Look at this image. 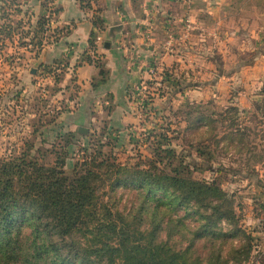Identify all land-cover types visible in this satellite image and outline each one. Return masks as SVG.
<instances>
[{
    "label": "rangeland",
    "instance_id": "rangeland-1",
    "mask_svg": "<svg viewBox=\"0 0 264 264\" xmlns=\"http://www.w3.org/2000/svg\"><path fill=\"white\" fill-rule=\"evenodd\" d=\"M13 3L0 0V159L47 166L61 162L71 176L87 155L97 162L215 181L233 201L242 230L233 244L244 246L245 236L252 239L250 256L241 264H264V79L246 100L239 80L228 87L218 83L221 75L238 71L240 62L256 64L264 57V19H258V39L248 34L246 25L243 34L234 37L229 20L232 32L220 51L207 41L210 65L198 60L199 52L194 51L178 66H147L144 77L129 90L130 121L125 123L119 117L111 120L109 107L99 108L95 116L93 99L84 106L72 68L66 71L62 63L37 65L46 24L41 20L33 29L25 19H16L19 9ZM254 10L262 12L264 7L256 4ZM247 70L242 68L240 80L248 76ZM85 114L93 120H86ZM78 116L81 121L69 130ZM102 200L127 212L142 198L121 186L114 193L105 189ZM219 227L230 230L224 223Z\"/></svg>",
    "mask_w": 264,
    "mask_h": 264
},
{
    "label": "trees",
    "instance_id": "trees-1",
    "mask_svg": "<svg viewBox=\"0 0 264 264\" xmlns=\"http://www.w3.org/2000/svg\"><path fill=\"white\" fill-rule=\"evenodd\" d=\"M121 186L142 198L127 212L102 200ZM237 224L215 181L87 155L71 176L61 162L0 159V264H241L252 239L235 246Z\"/></svg>",
    "mask_w": 264,
    "mask_h": 264
},
{
    "label": "crops",
    "instance_id": "crops-1",
    "mask_svg": "<svg viewBox=\"0 0 264 264\" xmlns=\"http://www.w3.org/2000/svg\"><path fill=\"white\" fill-rule=\"evenodd\" d=\"M192 1L189 10L192 28L183 40H172V53L166 51L167 36L180 30L186 14L179 0H14L13 7L19 9L16 19H25L33 29L50 10L52 19L38 44L41 51L37 65L62 63L66 71L72 68L76 85L83 92V103L86 100L84 106L89 107L93 99L95 116L99 115V108L109 107L111 120L119 117L120 122L129 123L130 116L126 112L130 107L129 90L144 77L142 73L147 66L153 62L178 66L188 52L194 51L199 52L198 60L210 65L207 41H212L220 51L219 45L227 41L232 32L227 24L231 19L234 37L243 34L241 29H246L245 25L248 34L255 39L262 33L258 30V19H264V10H254V5L264 7V0ZM246 6L250 9L246 10ZM182 52L184 56H178L177 53ZM97 56L99 68L95 66ZM259 62L260 68L256 67ZM254 63L240 62L238 71L221 75L218 83L228 87L239 80L246 88L241 97L243 100L251 98L255 87L262 85L264 79V57ZM242 68H248L249 74L240 80ZM91 116L85 114L84 118L92 121ZM80 121L81 116L74 118L69 130L76 128ZM257 220L254 219L258 223Z\"/></svg>",
    "mask_w": 264,
    "mask_h": 264
},
{
    "label": "built area",
    "instance_id": "built-area-1",
    "mask_svg": "<svg viewBox=\"0 0 264 264\" xmlns=\"http://www.w3.org/2000/svg\"><path fill=\"white\" fill-rule=\"evenodd\" d=\"M179 2L183 6L184 10L186 11V14L184 15L185 17L182 20V26H181L180 30L178 31L179 35L177 34V32H176V34H174V33L168 34L167 38L169 39V41H168V43L166 45L168 47V48L166 47V51L167 52H172V46H173L172 45V40H175V39L183 40V37H185L189 33L191 28H192V24H191V21H190V18H189L190 17L189 16V10H190V6L192 4V0H179ZM51 19H52V13L49 10L43 16V21L46 24V26L44 27L46 32L48 30L49 22L51 21ZM169 26H171V25L169 24ZM97 41H99V37L97 38ZM170 46H171V49H170Z\"/></svg>",
    "mask_w": 264,
    "mask_h": 264
},
{
    "label": "water",
    "instance_id": "water-1",
    "mask_svg": "<svg viewBox=\"0 0 264 264\" xmlns=\"http://www.w3.org/2000/svg\"><path fill=\"white\" fill-rule=\"evenodd\" d=\"M78 132H85V130L83 128H79Z\"/></svg>",
    "mask_w": 264,
    "mask_h": 264
}]
</instances>
